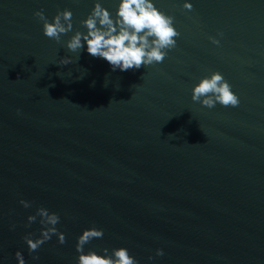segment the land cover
<instances>
[{
  "label": "water",
  "instance_id": "1",
  "mask_svg": "<svg viewBox=\"0 0 264 264\" xmlns=\"http://www.w3.org/2000/svg\"><path fill=\"white\" fill-rule=\"evenodd\" d=\"M96 2L0 0V264H18L16 251L25 264H77V238L91 227L104 236L85 253L264 264V0H187L191 10L152 0L174 17L176 47L123 72L86 44L66 48L86 34L81 21ZM98 2L115 18L119 0ZM65 9L73 28L57 43L34 13L52 22ZM66 56L72 63L60 65ZM214 72L238 107L192 101ZM39 207L60 216L66 243L52 235L30 253L23 237H40V217L27 220Z\"/></svg>",
  "mask_w": 264,
  "mask_h": 264
},
{
  "label": "clouds",
  "instance_id": "2",
  "mask_svg": "<svg viewBox=\"0 0 264 264\" xmlns=\"http://www.w3.org/2000/svg\"><path fill=\"white\" fill-rule=\"evenodd\" d=\"M183 7L191 10L192 4L185 0ZM34 15L43 22L44 35L57 43L61 42L62 34L68 33L73 28L70 10L58 11L52 22H49L43 11H36ZM173 21L174 17L158 10L152 0H119L115 18L97 0L88 17L81 21L87 28L86 34L76 31L66 42V48L70 52L77 53L86 44L88 54L106 60L113 71L138 70L154 63H162L167 55L166 50L176 47V38L180 33L173 26ZM219 35L223 36V33ZM210 39L213 44H220L219 39L212 37ZM70 63L72 60L67 56L59 61L60 65ZM191 99L209 109L215 107L217 103L233 108L240 104L239 97L219 72L202 78L193 87ZM20 204L24 208L31 207V203L23 199L20 200ZM37 216L40 217L39 222L43 226L40 237L32 239V233L23 237L30 253L49 241L52 235L58 237L60 244L66 243L64 233L59 232L55 227L60 221L58 214L39 207L35 215L27 217L29 226L36 221ZM103 236V229L91 227L83 230L76 243V251L79 254L77 264H138L125 247L112 249L111 255H108L107 248L102 250L104 255L92 250L85 253V244L93 239H102ZM163 254V249L156 250V256ZM15 257L18 264H25L20 251L15 252ZM33 259L38 260L39 257L33 256ZM149 259L153 257L150 256Z\"/></svg>",
  "mask_w": 264,
  "mask_h": 264
}]
</instances>
